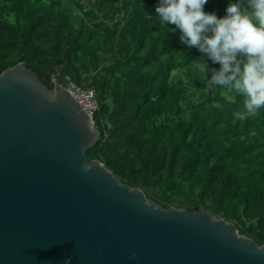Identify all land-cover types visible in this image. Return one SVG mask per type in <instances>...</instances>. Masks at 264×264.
<instances>
[{
	"label": "trees",
	"instance_id": "trees-1",
	"mask_svg": "<svg viewBox=\"0 0 264 264\" xmlns=\"http://www.w3.org/2000/svg\"><path fill=\"white\" fill-rule=\"evenodd\" d=\"M230 2L208 0L204 11L223 18ZM158 4L0 0V76L23 65L48 90L55 76L94 91L99 139L88 165L157 207L205 210L264 246V108L236 119L244 97L209 85L220 65L182 43Z\"/></svg>",
	"mask_w": 264,
	"mask_h": 264
},
{
	"label": "water",
	"instance_id": "water-1",
	"mask_svg": "<svg viewBox=\"0 0 264 264\" xmlns=\"http://www.w3.org/2000/svg\"><path fill=\"white\" fill-rule=\"evenodd\" d=\"M98 139L63 89L23 65L0 76V264H264L234 224L157 207L88 165Z\"/></svg>",
	"mask_w": 264,
	"mask_h": 264
},
{
	"label": "clouds",
	"instance_id": "clouds-1",
	"mask_svg": "<svg viewBox=\"0 0 264 264\" xmlns=\"http://www.w3.org/2000/svg\"><path fill=\"white\" fill-rule=\"evenodd\" d=\"M207 2L159 0L155 11L162 23L180 30V40L189 49H197L220 65L208 83L242 95L244 110L234 116L246 120L264 108V0L230 2L223 18L206 13ZM201 61V70L206 72L208 66Z\"/></svg>",
	"mask_w": 264,
	"mask_h": 264
},
{
	"label": "built area",
	"instance_id": "built-area-1",
	"mask_svg": "<svg viewBox=\"0 0 264 264\" xmlns=\"http://www.w3.org/2000/svg\"><path fill=\"white\" fill-rule=\"evenodd\" d=\"M51 80H52V85H55L59 89H63L69 94V96L78 104L80 109L89 118L92 126H94L95 128L94 125L95 118L99 109H98L97 97L94 91L79 87L69 77L62 78L60 83H58L55 76H53ZM108 130H109V125L107 123L101 122L100 131L105 139L107 137Z\"/></svg>",
	"mask_w": 264,
	"mask_h": 264
},
{
	"label": "rangeland",
	"instance_id": "rangeland-1",
	"mask_svg": "<svg viewBox=\"0 0 264 264\" xmlns=\"http://www.w3.org/2000/svg\"><path fill=\"white\" fill-rule=\"evenodd\" d=\"M62 86H64V85H62Z\"/></svg>",
	"mask_w": 264,
	"mask_h": 264
}]
</instances>
